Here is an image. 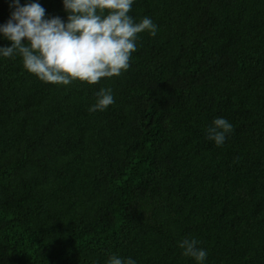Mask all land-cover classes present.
<instances>
[{"label": "trees", "instance_id": "obj_1", "mask_svg": "<svg viewBox=\"0 0 264 264\" xmlns=\"http://www.w3.org/2000/svg\"><path fill=\"white\" fill-rule=\"evenodd\" d=\"M29 3L67 23L63 0ZM14 10L0 0V25ZM129 15L157 34L96 85L0 55V264H198L185 238L203 264H264V0H134ZM101 88L114 104L89 111ZM217 118L233 125L222 146Z\"/></svg>", "mask_w": 264, "mask_h": 264}, {"label": "clouds", "instance_id": "obj_2", "mask_svg": "<svg viewBox=\"0 0 264 264\" xmlns=\"http://www.w3.org/2000/svg\"><path fill=\"white\" fill-rule=\"evenodd\" d=\"M134 0H63L69 14L67 23L59 17L45 19V9L39 3L20 5L9 21L0 25V35L11 41L10 47H0V55L14 58L20 55L24 68L45 83L69 85L74 81L96 85L104 78L119 77L130 68L137 50L139 34H157V26L145 17L135 22L129 15ZM26 41V42H25ZM114 104L111 89L101 88L97 102L89 111H104ZM233 125L217 118L208 127L207 137L222 146ZM196 239L185 238L179 244L183 255L203 264L207 252L197 247ZM107 264H136L112 255Z\"/></svg>", "mask_w": 264, "mask_h": 264}]
</instances>
